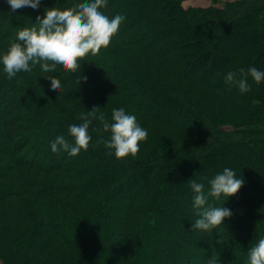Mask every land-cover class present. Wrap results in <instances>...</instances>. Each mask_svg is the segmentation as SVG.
<instances>
[{"label":"trees","instance_id":"obj_1","mask_svg":"<svg viewBox=\"0 0 264 264\" xmlns=\"http://www.w3.org/2000/svg\"><path fill=\"white\" fill-rule=\"evenodd\" d=\"M182 1L107 0L101 11L126 19L107 49L80 61L81 84L59 65L8 80L0 61L2 264H250L249 249L264 238V82L249 75L242 94L225 76L264 71V0ZM83 2L12 12L0 0V56L20 30L38 28L46 8ZM49 76L60 80L58 94ZM94 106L110 123L113 108L136 117L148 137L135 157L98 144L110 138L98 119L87 151L52 152L58 136L74 144L69 126ZM179 138L201 142L177 148ZM225 167L245 183L229 199L208 196L206 207L233 216L211 233L192 231L200 217L191 181L207 195Z\"/></svg>","mask_w":264,"mask_h":264},{"label":"clouds","instance_id":"obj_2","mask_svg":"<svg viewBox=\"0 0 264 264\" xmlns=\"http://www.w3.org/2000/svg\"><path fill=\"white\" fill-rule=\"evenodd\" d=\"M12 12L30 7L39 9L41 0H7ZM107 8V0H85L71 8L60 10L56 7L46 8L44 15L37 16V27L20 30L16 42H12L7 52L0 56L3 71L7 79L12 80L21 72H31L32 67L39 65L43 72H53L57 66H61L66 73L76 77V83L86 82L88 77L79 75L80 61L89 54L99 55L101 49H107L112 39L118 34L122 22L126 19L123 15H115L109 18L101 9ZM242 78L237 79L236 73L228 72L225 82L235 85L239 91L247 93L251 91L247 77L250 75L256 84L264 82V71L256 67H249L247 72L241 68ZM50 90L59 93L61 82L59 79L49 76ZM93 107L86 113H81L83 123L69 126V133L74 139V144L69 143L64 136H58L51 142L53 153L67 152L70 156H77L81 150L87 151L92 141L89 127L93 120L98 119L105 133H110V138H101L103 143L117 159L123 160L129 156L135 157L140 151V143L146 141L147 131L142 128L134 115L127 114L124 108L112 109V121L109 122L103 114L97 116V109ZM100 131V129H94ZM245 180L238 178L236 172L225 167L222 173L215 175L209 181L210 190L207 195L204 192V184L191 181V189L194 193L193 206L200 217L193 222L192 231L200 230L211 233L213 229L225 224V220L233 216L227 207H206L208 196L220 199L222 196L228 199L237 195L243 187ZM250 264H264V238L248 251ZM208 264H218L215 257L209 259Z\"/></svg>","mask_w":264,"mask_h":264},{"label":"rangeland","instance_id":"obj_3","mask_svg":"<svg viewBox=\"0 0 264 264\" xmlns=\"http://www.w3.org/2000/svg\"><path fill=\"white\" fill-rule=\"evenodd\" d=\"M214 1H215V0H212V1H211V4H212ZM222 1H227V0H220L219 3H221ZM151 64H152V68H153V69H156V66H157V59H154L153 62H152ZM162 69H164V68H162ZM148 74L150 75V72H148ZM204 117H205V120L208 121V123L211 121V119H210L209 116H206V115H205ZM211 123H212V122H211ZM211 123H209V125H210ZM161 127H162V126H161ZM162 130L168 131V130H166L165 127L162 128ZM169 138H172V139H175V140L178 139V137H177V135H176L175 133H171V134L169 135ZM179 139H180V140H179V143L176 144V147H177V148L180 147V146H184V145H194V144L196 145L197 143L201 142L200 139H190V138H179ZM0 264H2V263L0 262Z\"/></svg>","mask_w":264,"mask_h":264},{"label":"crops","instance_id":"obj_4","mask_svg":"<svg viewBox=\"0 0 264 264\" xmlns=\"http://www.w3.org/2000/svg\"><path fill=\"white\" fill-rule=\"evenodd\" d=\"M212 0H183L182 4L185 7H195V6H209Z\"/></svg>","mask_w":264,"mask_h":264}]
</instances>
